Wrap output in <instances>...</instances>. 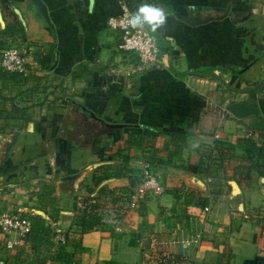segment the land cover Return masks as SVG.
<instances>
[{
    "label": "crops",
    "instance_id": "obj_1",
    "mask_svg": "<svg viewBox=\"0 0 264 264\" xmlns=\"http://www.w3.org/2000/svg\"><path fill=\"white\" fill-rule=\"evenodd\" d=\"M43 1L52 27L31 0H0V49L17 46L25 65L0 70V211L32 225L23 239L0 232L1 264H168L167 253L180 264H264V176L242 166L238 139L258 142L264 131V55L237 62L245 29L264 36V10L249 0H128L134 11L149 3L167 13L161 29H149L159 60L132 71L134 53L116 49L118 32L105 23L116 0ZM226 7L219 19H182ZM47 54L43 67L37 57ZM228 67L246 87L229 88ZM232 101L258 111L233 115ZM224 138L229 157L219 168L199 163ZM145 160L163 190L126 210L120 230L79 232L85 198L124 203ZM102 163L107 177L93 182Z\"/></svg>",
    "mask_w": 264,
    "mask_h": 264
},
{
    "label": "built area",
    "instance_id": "obj_2",
    "mask_svg": "<svg viewBox=\"0 0 264 264\" xmlns=\"http://www.w3.org/2000/svg\"><path fill=\"white\" fill-rule=\"evenodd\" d=\"M116 3L118 12L108 15L105 19L107 27L118 32L116 49L134 53L136 63L131 68L132 71L154 65L160 57L157 37L147 26L135 29L128 26V17L134 10L128 0H116ZM24 69V57L17 46L8 45L0 49V70L23 72ZM259 141L264 143V131L259 136ZM162 190L158 173L149 161H141L137 182L124 203L96 206L95 211L99 216L100 224H106L113 230H120V221L126 210L138 206L147 196L159 194ZM203 209L206 210L207 206H203ZM0 232H14L17 239H23L32 232L31 222L27 217L16 212L3 210L0 211ZM7 245L10 246L11 243L7 241Z\"/></svg>",
    "mask_w": 264,
    "mask_h": 264
},
{
    "label": "trees",
    "instance_id": "obj_3",
    "mask_svg": "<svg viewBox=\"0 0 264 264\" xmlns=\"http://www.w3.org/2000/svg\"><path fill=\"white\" fill-rule=\"evenodd\" d=\"M263 55H264V36L259 33L258 28L251 27V28L245 29V31L242 34V42H241L239 54L237 56V62L241 66L245 64L247 65L253 61L258 60ZM37 58L39 60V63L43 67H48L50 65L49 54L44 55L40 58L39 57ZM228 70H230L231 72L229 81L233 82L234 88H239L240 82L236 79L239 69L230 67ZM170 135L171 137L181 136V134L174 133V132H171ZM238 139L245 145V150H246V153L244 156V160L246 163L242 166L245 167V170L254 169L260 175L264 176V143H261L259 141L258 142L254 141L251 137L247 135H243L239 137ZM214 144L215 145L220 144L222 146V140H215L213 145ZM225 147L227 149H230L226 145ZM218 150L220 151L221 148H219ZM226 157L227 158L229 157V153ZM218 159H220V162ZM216 160L221 164L222 157H218V156L215 157L214 155L212 156L210 154V149H208L200 153L198 161L201 164H210V165L215 166L211 168L212 170H214L215 168H219V165H220L218 162L213 163ZM107 167L109 166L106 163H102L96 167V169H100V173L92 177L93 182L98 181L100 178L107 177V174L104 173ZM209 171L211 172V170ZM232 177L234 176L232 175ZM97 205L98 203L92 200L90 197L85 198V203L83 207L78 211V213L75 214V223L78 227L79 232H84L100 224L99 216L97 215L95 211V208ZM31 231H32V225H31ZM163 256L165 257V260L168 264H180V262L183 259V257H181L180 255L171 254V253L164 254Z\"/></svg>",
    "mask_w": 264,
    "mask_h": 264
},
{
    "label": "water",
    "instance_id": "obj_4",
    "mask_svg": "<svg viewBox=\"0 0 264 264\" xmlns=\"http://www.w3.org/2000/svg\"><path fill=\"white\" fill-rule=\"evenodd\" d=\"M31 1H32L36 11L39 13V15H41V17L44 19V21L50 27H52V23L50 21V18H49L48 12H47V7H46V4L44 3V1L43 0H31ZM227 10H228V7H226V9L221 14H218V15H207L204 17L198 16V15H186V16L182 17V19L189 24L206 22V21L211 20V19L222 18L223 16L226 15ZM78 30H79L78 36H79V41H80V48H79V51L77 52V54L75 56V60H77L76 58H78L81 55V38H82V35H81L80 27H78ZM227 108L229 109V111L233 115H236V116H243L249 112H257L258 111V109L255 105L246 103L245 101H232L227 105ZM169 168L173 169L172 167H169ZM262 179H264V177H262ZM228 183L230 184L231 191L233 193H237L240 191L238 183L235 179H229ZM238 207L239 208L241 207V201L238 203Z\"/></svg>",
    "mask_w": 264,
    "mask_h": 264
},
{
    "label": "clouds",
    "instance_id": "obj_5",
    "mask_svg": "<svg viewBox=\"0 0 264 264\" xmlns=\"http://www.w3.org/2000/svg\"><path fill=\"white\" fill-rule=\"evenodd\" d=\"M167 22V13L164 8L155 4L142 3L128 17L127 24L131 28L147 26L152 32L161 29Z\"/></svg>",
    "mask_w": 264,
    "mask_h": 264
},
{
    "label": "rangeland",
    "instance_id": "obj_6",
    "mask_svg": "<svg viewBox=\"0 0 264 264\" xmlns=\"http://www.w3.org/2000/svg\"><path fill=\"white\" fill-rule=\"evenodd\" d=\"M250 2H252V5H254V6H252V9L254 10V11H257L258 10V8H261L262 10H264V0H249ZM246 18V17H245ZM245 18H242V19H245ZM242 78V77H241ZM240 78V76H236V79L240 82L239 83V88H242V87H246V83L244 84V82H243V78L241 79ZM242 82H241V81ZM228 86H229V88H234V84H233V82H231V81H229L228 80ZM225 91H226V93L227 92H229L228 90H226L225 89ZM220 139V138H219ZM222 140V139H221ZM225 138H224V140H222V146L220 145V144H214L212 147H211V151H210V154L213 156H215V157H222V158H224V157H226V155H228V149L225 147V144H223V143H227V142H225ZM228 145V143L226 144V146ZM224 146V147H223ZM219 148H221V152L218 150ZM224 148V149H223ZM204 151H206V150H203V152ZM218 161L216 160V161H214L213 163H217ZM213 166V165H212Z\"/></svg>",
    "mask_w": 264,
    "mask_h": 264
}]
</instances>
